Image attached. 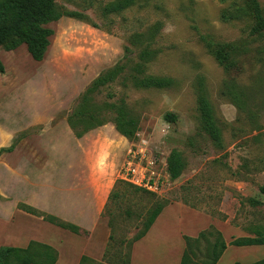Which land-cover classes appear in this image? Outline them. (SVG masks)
<instances>
[{
  "label": "rangeland",
  "instance_id": "obj_1",
  "mask_svg": "<svg viewBox=\"0 0 264 264\" xmlns=\"http://www.w3.org/2000/svg\"><path fill=\"white\" fill-rule=\"evenodd\" d=\"M54 1L84 17L62 16L48 24L53 33L41 61L33 60L24 44L12 50L0 46L4 65L0 72V147L16 144L12 152L3 153L6 162L13 163V153L24 155L31 162L26 176L36 179L43 176L44 156L51 154L53 176L59 170L92 169L102 178L113 179L112 196L101 216L106 222L111 220L115 240L136 235L149 212L165 200L183 203L209 217L208 223L191 224V232L213 225L227 242L250 235L246 226L263 224L264 194L259 187L264 185V36L252 33L256 19L250 1L135 0L111 13L104 8L117 0ZM257 1L264 16V0ZM135 37L134 42L140 43H133ZM148 41L155 52L145 63V73L171 77L173 85L146 89L115 81L94 89L90 98L95 106L124 101L128 114L137 121L135 133L123 136L106 122L75 137L67 117L80 94L116 63L124 47L135 54ZM207 41L233 43L237 50L230 53L231 62L221 63ZM200 95L212 107L220 144L202 129L197 110ZM167 112L174 114L173 119L165 117ZM173 150L182 154L185 163L176 179L166 170ZM131 161L159 178L158 193L132 191L121 178ZM3 174L9 194L0 199L4 226L0 227V247L7 244L1 233H11L20 204H15L18 196H12L10 185L13 178L18 181L19 167L15 173L6 172L0 161L1 180ZM77 174L70 173V182ZM249 199L260 203L252 204ZM168 220L167 225H184L178 218ZM168 243L175 249L177 240L159 238L150 246L145 242V247L163 251ZM115 249L109 253L115 254ZM262 258L264 245L227 244L216 264H246ZM156 259L160 262L161 257ZM172 260L164 257L163 264ZM113 261L108 256L82 264ZM119 261L116 264H126L122 257Z\"/></svg>",
  "mask_w": 264,
  "mask_h": 264
},
{
  "label": "trees",
  "instance_id": "obj_2",
  "mask_svg": "<svg viewBox=\"0 0 264 264\" xmlns=\"http://www.w3.org/2000/svg\"><path fill=\"white\" fill-rule=\"evenodd\" d=\"M135 0H117L105 6L104 11L107 13L117 12L132 5ZM254 17L255 25L252 27V33L258 36H264V16L261 12L257 0H249ZM62 16L82 19L84 16L81 12L67 10L58 6L54 0H1L0 1V46L5 50H12L19 45L24 44L26 50L35 61H41L49 45V37L52 35V29L48 27L50 22L56 21ZM95 26V24H93ZM136 40V37L132 39ZM207 47L221 62L228 65L230 53L237 50L233 43H214L207 41ZM154 50L150 47V42H146L135 53L132 48L124 47L122 56L114 63L113 66L105 69L99 74L89 86L80 94L76 105L67 117V122L75 137H81L88 130L98 127L106 122H111L115 129L126 137H131L135 133L137 121L130 116L126 110L123 100L112 104L100 103L93 104L90 96L94 89L106 84L119 81L122 86L128 83L139 88L163 89L173 85V79L168 76H157L146 74V62L153 57ZM4 71V65L0 59V72ZM89 106H91L89 108ZM197 110L199 119L204 132L216 144H220L221 134L213 115L212 107L204 95H200L197 100ZM108 112V113H107ZM107 113V114H105ZM166 118L173 119L174 114L167 112ZM14 141L7 147H0V155L4 152H10L14 147ZM185 168L182 154L178 150H173L167 157L166 170L171 179L178 178ZM132 191L144 190V188L135 186L129 182ZM259 192L264 194V185L259 187ZM112 196V191L108 199ZM252 204H259L255 199H249ZM169 202H158L149 212L148 217L143 223L142 229L130 239L120 238L115 240L112 233V222L108 220L110 228L108 241L102 258L112 256L116 264L120 258L126 264L130 263L131 248L135 241L143 237L152 225L160 211ZM19 209L26 213L41 217L43 220L67 229L75 234L87 236L88 232L79 226L61 220L60 218L43 213L32 206L19 204ZM102 215V213H101ZM250 235L238 236L226 241L220 230L213 225L199 231L196 236L183 235L184 248L180 257L179 264H216L224 252L227 244L235 246L247 245H264V223L246 226ZM115 249V254H110V250ZM58 258L57 250L46 244L36 241H30L24 248L3 246L0 247V264H9L14 261L16 264H54ZM91 258L82 255L80 263ZM233 264H244L235 261ZM246 264H264V258Z\"/></svg>",
  "mask_w": 264,
  "mask_h": 264
},
{
  "label": "crops",
  "instance_id": "obj_3",
  "mask_svg": "<svg viewBox=\"0 0 264 264\" xmlns=\"http://www.w3.org/2000/svg\"><path fill=\"white\" fill-rule=\"evenodd\" d=\"M15 146L16 144L10 152L15 149ZM11 160L13 163L9 164L3 153L0 155V161L6 172L9 169L15 173L16 168L19 167L18 181L13 178L10 183L12 196H18L15 204L20 202V204L32 206L43 213L52 214L86 230L88 235L75 234L19 209L15 212L16 217L11 223V233L8 234L7 231L5 234L1 233L7 243L5 246L24 248L30 241L50 245L58 252V258L54 264H79L82 255L101 261L110 233L101 212L105 207L114 180L102 178L92 169L78 170L77 172L59 170V175L53 176L51 154L44 156L43 176L31 179L26 176V170L31 169V162L24 155L13 153ZM70 173H78L77 179L73 178L70 182ZM3 177L5 178L0 179V199L9 194V188L5 183L7 175L3 174ZM166 211L168 214L164 216ZM170 217L178 218L185 226L183 224L181 227L172 226V222L167 225L169 222L167 219ZM197 221L202 224L210 222L208 216L194 211L183 203L174 202L164 206L146 234L133 243L129 264H163L164 257H167L168 260L169 258L173 259L168 264H179L178 256L180 253L182 254L184 248L183 235L196 236L200 230L205 228L200 230L198 228L191 232V224H196ZM0 227L4 229L3 223H0ZM151 236L158 237L157 240L159 238L169 239L173 236L177 240L176 247L174 249L173 245L168 243V248L163 251L146 248L145 242L148 246L152 245L150 242H157L155 238H150ZM181 245L182 251L180 250ZM138 247H140L139 252ZM157 257H161L160 262L156 259Z\"/></svg>",
  "mask_w": 264,
  "mask_h": 264
},
{
  "label": "built area",
  "instance_id": "obj_4",
  "mask_svg": "<svg viewBox=\"0 0 264 264\" xmlns=\"http://www.w3.org/2000/svg\"><path fill=\"white\" fill-rule=\"evenodd\" d=\"M132 161L127 163L121 178L128 181L129 183L144 188L153 193H158L159 189V178L153 177L151 174H146L143 170L137 168Z\"/></svg>",
  "mask_w": 264,
  "mask_h": 264
}]
</instances>
